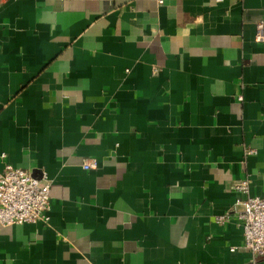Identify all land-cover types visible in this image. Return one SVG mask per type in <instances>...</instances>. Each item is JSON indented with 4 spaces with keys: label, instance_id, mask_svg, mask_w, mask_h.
Returning <instances> with one entry per match:
<instances>
[{
    "label": "crops",
    "instance_id": "obj_1",
    "mask_svg": "<svg viewBox=\"0 0 264 264\" xmlns=\"http://www.w3.org/2000/svg\"><path fill=\"white\" fill-rule=\"evenodd\" d=\"M259 22L264 0H0V172L52 182L48 223L0 227V264L248 263Z\"/></svg>",
    "mask_w": 264,
    "mask_h": 264
},
{
    "label": "built area",
    "instance_id": "obj_2",
    "mask_svg": "<svg viewBox=\"0 0 264 264\" xmlns=\"http://www.w3.org/2000/svg\"><path fill=\"white\" fill-rule=\"evenodd\" d=\"M257 30V41L262 42L263 22L257 24ZM83 168L87 171L97 169L98 162L88 160L83 164ZM51 187L52 182L46 174L42 179H38L26 170L6 165L0 172V227L48 223L51 212ZM235 190L248 196L243 203L244 210L239 213L238 218L243 225L244 248L252 254L251 260L246 264H256V257H264V195L249 194V179L240 180ZM228 218V214H225L217 221L224 224Z\"/></svg>",
    "mask_w": 264,
    "mask_h": 264
}]
</instances>
